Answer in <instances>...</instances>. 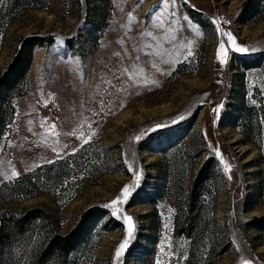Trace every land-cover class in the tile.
Masks as SVG:
<instances>
[{"label": "rangeland", "instance_id": "374dc122", "mask_svg": "<svg viewBox=\"0 0 264 264\" xmlns=\"http://www.w3.org/2000/svg\"><path fill=\"white\" fill-rule=\"evenodd\" d=\"M34 35L53 41L11 100L0 216L42 208L67 233L100 209L73 264H114L125 216L115 264H264V0H0V74ZM28 172L35 196L12 194Z\"/></svg>", "mask_w": 264, "mask_h": 264}, {"label": "trees", "instance_id": "16d2710c", "mask_svg": "<svg viewBox=\"0 0 264 264\" xmlns=\"http://www.w3.org/2000/svg\"><path fill=\"white\" fill-rule=\"evenodd\" d=\"M53 41L52 37L38 35L23 38L20 49L13 57L6 71L0 74V139L11 121L14 106L12 98L24 93L22 86L27 78L35 48ZM35 172H28L11 182L10 192L26 197L35 196L37 183ZM202 175L195 180L189 196V208L200 198L199 186ZM100 209L86 212L76 227L67 233L59 230L53 215L42 208H32L21 213L6 212L0 216V264H9L14 258L13 250L22 249L28 257L26 264H73L72 255L78 248L79 236L91 217L96 218ZM259 227V226H258ZM189 233V232H188Z\"/></svg>", "mask_w": 264, "mask_h": 264}, {"label": "snow or ice", "instance_id": "6c2138e0", "mask_svg": "<svg viewBox=\"0 0 264 264\" xmlns=\"http://www.w3.org/2000/svg\"><path fill=\"white\" fill-rule=\"evenodd\" d=\"M141 2H142V0H141ZM163 2H164L165 5H167L168 0H163ZM158 19H159V18H158ZM159 26L163 27V21H162V20H161ZM218 30H219V27H218ZM147 35H151V33H147ZM225 35H227L229 41L234 42L235 38L232 37L231 33H226ZM235 51H238V52H247V51H248V48H246V47H241V46H236V47H235ZM188 55H191L190 45H189V52H188ZM218 57L220 58V62H221L222 64H224V63L227 62V51L225 50V44H224L223 41H221L220 46H219V49H218ZM125 71H127V70L125 69ZM130 78H131V77H130ZM179 118H180V119H183L184 117L181 116V117H179ZM175 122H176V121L173 120V123H175ZM162 126H163V125H157V127H162ZM54 128H55V125H52V126H51V129L53 130L52 134H55V133H54ZM81 136H83V133H81ZM137 139H138V137H137ZM84 142L87 143V140H85ZM53 150L55 151V149H53ZM216 154H217V155H220V153L218 152V150H217ZM221 159H223V158L221 157ZM230 167H231L230 165H225L226 171L229 170ZM11 175H12V176H17L18 173H17L15 170H13L12 173H11ZM6 178H10V177H6ZM230 178H231V177L229 176V179H230ZM139 179H140V176L137 175V176H136V180L139 181ZM129 195H130L129 186L126 185V186L122 189V197H123L124 200H126V199L128 198ZM120 202H121V197H117L116 200L111 201V203H110L109 205H106V207H113V206L117 205V204L120 203ZM116 211H119V209H117ZM124 220H125V223H126V225H127L126 237H125V240L122 241V242L118 245V247H117V249H116V251H115V255H114V264H115V261L118 260V259L121 257V255L123 254V252H124V251L126 250V248L128 247L129 238L132 236V234H133V232H134V229H135V225H134V223H133V220H132V217H131V216H125V217H124ZM166 227H167V226H166ZM242 264H251V262L248 261V260H243V261H242Z\"/></svg>", "mask_w": 264, "mask_h": 264}]
</instances>
